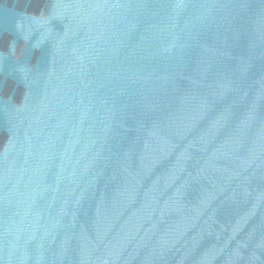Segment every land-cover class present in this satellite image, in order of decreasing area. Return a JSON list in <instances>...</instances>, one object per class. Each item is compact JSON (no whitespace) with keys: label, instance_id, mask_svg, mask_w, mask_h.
<instances>
[{"label":"water","instance_id":"95a60500","mask_svg":"<svg viewBox=\"0 0 264 264\" xmlns=\"http://www.w3.org/2000/svg\"><path fill=\"white\" fill-rule=\"evenodd\" d=\"M0 264H264V0H0Z\"/></svg>","mask_w":264,"mask_h":264}]
</instances>
